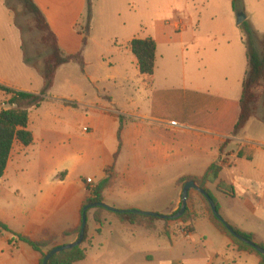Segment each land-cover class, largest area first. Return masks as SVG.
I'll use <instances>...</instances> for the list:
<instances>
[{
    "label": "crops",
    "instance_id": "obj_1",
    "mask_svg": "<svg viewBox=\"0 0 264 264\" xmlns=\"http://www.w3.org/2000/svg\"><path fill=\"white\" fill-rule=\"evenodd\" d=\"M33 1L61 51L67 55L81 52L84 65L80 67L71 62L59 66L45 101L39 107L27 108V129L33 140L28 146L13 142L0 177V223L6 227V230L0 228V264H39V254L17 237L39 240L43 232L60 236L64 231L77 228L89 191L106 176H110L111 182L103 191L104 203L118 209L171 215L178 210L181 201L182 187L177 180L184 176L201 177L219 158L223 161L220 144L227 137L188 121H177L187 129L168 127L166 123L172 120L171 114L176 108V93L190 99L211 97L237 102V106L239 101L225 97L222 90L213 91L201 75H191L194 78L181 87L163 88L156 86L154 73L150 81L140 75L128 43L142 38L138 22L141 0H92L85 43L77 26L82 23L86 0ZM3 5L0 8V85L39 93L43 87L41 72L25 63L21 32L5 3ZM177 23L181 25L180 30H176ZM173 25L178 32L185 28L182 22ZM153 39L157 49V40ZM104 48L110 53L106 63L101 60L106 54ZM121 52L132 55L127 56V65L121 61ZM60 73L62 86L55 93L53 89ZM84 80L92 89L86 88ZM33 83L35 89L29 88ZM4 105V109L11 108ZM201 107L204 106L197 104L195 109ZM238 143L239 150L229 155L238 160L219 163L222 168L244 165L232 180L233 195L219 191L216 183H208L206 188L218 206L222 195L237 199L245 213L227 214L226 222L240 231L252 233L255 243L264 245V139L243 138ZM239 152L241 157H238ZM206 154L210 159L201 161L199 166L191 168L189 165L178 173L174 170L177 161L200 160ZM109 167L112 168L107 170ZM87 178L91 179L90 184L85 182ZM188 195L193 197L191 212L195 219L186 237L178 233L179 221L159 220L154 230H148L123 223L113 214H104L102 227L112 224L115 229L128 227L132 232L133 227H141L152 233L145 239H154L153 233L168 238L170 248L158 242L143 252L146 262L156 258L157 264H259L255 254L238 251L213 225L195 189H190ZM102 227L97 233L96 224L91 235L87 230L81 244L85 258L74 264L88 260L92 264L99 262L93 250L94 237L102 234ZM75 239L73 235L59 238L58 244ZM177 239L201 243L204 249L201 256L166 258L163 253L169 256ZM137 245L131 242V246Z\"/></svg>",
    "mask_w": 264,
    "mask_h": 264
},
{
    "label": "rangeland",
    "instance_id": "obj_2",
    "mask_svg": "<svg viewBox=\"0 0 264 264\" xmlns=\"http://www.w3.org/2000/svg\"><path fill=\"white\" fill-rule=\"evenodd\" d=\"M6 1L12 7L11 17L21 32L24 54L41 72L43 62L49 55L43 41L45 32L37 27L36 21L31 15L24 12L19 0ZM124 1L122 2L124 3ZM3 4V0H0V8L4 6ZM239 8H241L240 12L245 14L246 20L259 34V38L254 41V44L257 50L261 51L264 42V36H262L264 35V0H241ZM237 14L238 11L233 10L231 6V0H141L138 9L141 37L157 40L154 66L156 86L158 88L181 87L194 78L191 75H201L203 80L213 87V91L222 90L225 97L238 101L241 94V82L246 71V48L241 29L236 23ZM174 22H182L184 30L176 31L180 29H174ZM79 25L84 27L85 21L82 20ZM91 49L94 51V48L91 47ZM103 51L106 54L101 60L106 63L110 53L106 48ZM127 56L132 55L130 52L127 55H123L121 52V61L125 65L128 64L129 57ZM93 58L95 61V53ZM131 70L130 67V72H132ZM137 75L140 76L139 73ZM61 77L60 73V78L58 77L53 89L55 93L61 89ZM262 84L264 86V80ZM34 85L33 83L28 87L35 89ZM84 85L89 90L92 89L86 80H84ZM263 88L259 87L256 92H261ZM148 92L150 91L148 90ZM8 101L9 98L0 97V104H6ZM197 104L204 107L196 110ZM238 110L237 102L228 103L211 97L199 100L190 99L177 92L176 108L172 111L171 118L179 122L188 121L189 124L226 134L227 137L220 144V154L227 159L224 158L223 161L232 162L233 159L234 161L238 159L230 158L229 155L239 150L240 139L251 138L255 141L264 139V97H259L255 114L247 125L238 135L233 136L231 130L237 119ZM215 153L217 156V149ZM208 156L210 155L206 154L200 160L188 159L184 163L177 161L174 170L178 173L187 169L189 165L191 168L199 166L201 161L210 159ZM243 167L244 165H240L236 168L233 164L223 167L219 173L218 182L232 186L233 178L240 170L244 169ZM219 198V213L224 219L227 214L245 213V209L238 205L237 199L234 200L223 195ZM186 206H189L191 212L193 197L190 195ZM204 207L207 209L205 204ZM92 213V209H87L86 225L90 235L96 228ZM133 228L134 232L130 231L128 227L122 228V230L115 229L112 224L102 227V234H96L94 237L95 247L93 250L99 258V262L96 264H157L156 258L152 262H146L143 252L147 248L152 249L153 245L158 242L166 248H170L168 238L157 237L156 233H153L154 239H145L152 233H148L141 227ZM142 241H144L143 245L140 244ZM131 242H135V244L137 242L138 245L131 246ZM203 250L201 243H190L177 239L171 254L169 256L167 253L163 254L166 258L171 256L174 259H188L200 257ZM84 264L92 263L88 260Z\"/></svg>",
    "mask_w": 264,
    "mask_h": 264
},
{
    "label": "trees",
    "instance_id": "obj_3",
    "mask_svg": "<svg viewBox=\"0 0 264 264\" xmlns=\"http://www.w3.org/2000/svg\"><path fill=\"white\" fill-rule=\"evenodd\" d=\"M19 2L21 3L24 12L28 13L32 16L33 19H35L37 27L44 30L45 35L43 41L45 42V45L49 51V55L43 62V67L41 70V75L43 78V87L39 93L17 91L6 86L0 85V90L10 95L8 103L12 106L11 108L6 110H0V177L4 173L13 142L18 141L23 146H28L29 144H31L33 138L31 132L27 129V108L39 107L41 103L45 101V99L47 98V94L50 88L52 87L57 68L63 64L71 62L77 63L80 67L84 65L81 52L67 55L61 51L57 44V40L54 33L51 31L42 12L36 6L33 0H19ZM4 3L7 9L12 12V7L9 5V3L6 0H4ZM240 3L241 0H231V6L233 10L240 12ZM91 6L92 0H86V11L82 18L85 21V26H77L78 32L83 35V43L86 42V38L89 32V24L91 20ZM239 27L243 34L244 44L246 47L247 68L241 85V95L238 101V116L231 130V134L233 136L238 135L241 130L247 125L248 121L255 114L256 104L259 97H264V88L261 89V92H256L259 87H264L262 86L264 80V42L261 51H258L255 47L254 41L259 38V34L253 29L252 25L247 20H245L239 25ZM128 48L136 60L137 68L140 75L145 76V78L150 81L154 73L155 66L156 43L154 39L150 37L134 38L128 43ZM24 61L25 63L36 69L35 65L31 63V61L25 56V54ZM238 157H241L240 152L238 153ZM220 162L223 161L219 158L217 162L209 166V168L201 177L184 176L177 180V184H179L181 187H183L184 183L189 180L194 181L197 187L204 189L206 193L212 198L218 211L219 206L217 205L210 191L206 188V184L216 183V188L219 191L229 196L233 195L232 186L227 185L223 182H218L219 173L222 169V166L219 164ZM111 168L112 167H109L107 168V170ZM110 182V176H106L93 189H91L89 191L90 196L87 198L85 205L89 203L103 202V191L110 185ZM197 193L205 204L207 208L206 210L208 212V217L213 223V225L222 234H224L231 240L232 244L236 246L238 251H247L253 253L259 258V264H264V255L259 254L251 246L242 243L236 238H234L224 227V225L214 217L206 198L198 191ZM188 197L189 195L187 196V199ZM91 209L93 210V220L97 224V233L100 232V228L104 223V214H113L118 217V219H120V221L123 223L142 226L148 230H154L155 222L162 220L165 223L167 221H179L191 231L192 223L195 219L194 215L190 212L188 206H186L185 211L180 217L171 220H164L156 217L138 215L130 212L123 214L114 213L106 210L103 207H95ZM175 212H173L172 214H174ZM80 224L77 228L73 230L64 231L60 236L49 234L48 232H43V238L39 240H32L30 238L22 236H18L17 239L23 243H26L34 251H36L39 254V264H43V258L46 253L50 249L62 245L58 244L59 238H63L70 235L76 237L78 236ZM0 228L6 230V227L1 223ZM232 228L237 234L255 243V236L252 233L240 231L235 227ZM86 237L87 225L85 226V234L81 244L85 241ZM81 244L70 249H66L56 255H53L48 260L47 264H74L83 260L85 258V250L81 247ZM255 244L264 247L263 244Z\"/></svg>",
    "mask_w": 264,
    "mask_h": 264
},
{
    "label": "water",
    "instance_id": "obj_4",
    "mask_svg": "<svg viewBox=\"0 0 264 264\" xmlns=\"http://www.w3.org/2000/svg\"><path fill=\"white\" fill-rule=\"evenodd\" d=\"M245 20H246L245 14L243 12H238L237 19H236L237 25H240ZM190 189H195L196 191L201 193L206 198L214 217L224 225V227L229 231V233L234 238H236L237 240H239L242 243H245V244L251 246L259 254L264 255V247H261V246L255 244L254 242H251L250 240H247L244 237H242L241 235L237 234L233 230L231 225L229 223H227L226 220L220 215L219 211L216 208L215 203L213 202L212 198L206 193V191L202 188L197 187V185L194 183V181L189 180V181L185 182L183 187H182L181 201H180V206H179L178 210L174 214H171V215H163V214H158L155 212L142 211V210H137V209H118V208H114V207H112V206H110L104 202H95V203L86 204L82 208L80 230H79V233H78V236L76 237V239L73 242L62 244V245H59V246H56V247L50 249L43 258V264H47L48 260L53 255H56V254L66 250V249H70L72 247H75V246H78L81 244V242L84 238V234H85L86 210L87 209L95 208V207H103L106 210H108L110 212H114V213L123 214V213H129L130 212V213L138 214V215L156 217V218H160V219H164V220H171V219H176V218L180 217L183 214V212L185 211L187 196H188V192Z\"/></svg>",
    "mask_w": 264,
    "mask_h": 264
},
{
    "label": "built area",
    "instance_id": "obj_5",
    "mask_svg": "<svg viewBox=\"0 0 264 264\" xmlns=\"http://www.w3.org/2000/svg\"><path fill=\"white\" fill-rule=\"evenodd\" d=\"M175 26L178 29L181 27L180 23L175 24ZM0 97L10 98V95H8L5 92L0 90ZM6 105L7 106L9 105L10 107H12L8 102L6 103ZM4 107H5L4 103L0 104V110H6V109H4ZM166 124L170 128H181V129H187L188 128L186 125L181 124V123H179V122H177L175 120H170ZM85 182L87 184H90L91 183V179L87 178L85 180ZM177 230H178V233H180L181 235H183L185 237L188 236L189 233H190V230L185 225H183L181 222L179 223V228Z\"/></svg>",
    "mask_w": 264,
    "mask_h": 264
}]
</instances>
